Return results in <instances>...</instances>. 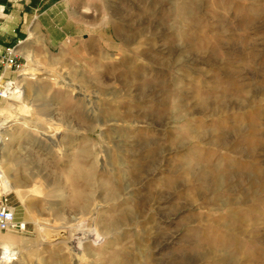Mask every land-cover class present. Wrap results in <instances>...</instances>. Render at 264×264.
Segmentation results:
<instances>
[{"label": "rangeland", "instance_id": "1", "mask_svg": "<svg viewBox=\"0 0 264 264\" xmlns=\"http://www.w3.org/2000/svg\"><path fill=\"white\" fill-rule=\"evenodd\" d=\"M177 2L76 0L69 25L78 34L60 45L32 21L18 46L21 69L0 83L18 84L31 70L26 111L0 98V124L26 115L29 140L15 145L6 137L4 150L31 154L61 187L52 192L44 180L23 188L34 204L28 221L24 203L10 194L27 230L7 236L30 245L16 264H55L56 256L67 264L263 262L248 256L264 250V0H195L192 8L186 3L194 16L181 1L180 27ZM193 21L196 30L183 41L178 28ZM58 138L62 151L39 149ZM82 151L91 155L87 178L124 183L116 206L106 198L112 181L93 193L79 173L70 175ZM0 164L12 177L6 158ZM244 173L254 174L245 180ZM92 194L82 215V196ZM235 210L243 217L234 219ZM36 218L66 238H40ZM209 237L220 242L210 245Z\"/></svg>", "mask_w": 264, "mask_h": 264}, {"label": "bare ground", "instance_id": "2", "mask_svg": "<svg viewBox=\"0 0 264 264\" xmlns=\"http://www.w3.org/2000/svg\"><path fill=\"white\" fill-rule=\"evenodd\" d=\"M177 16H176V21L179 24H185V20L183 18L184 12L180 6V2L182 1V3L184 4V7L189 9L186 6V3H190L191 4V8L193 7V4L195 2V0H177ZM190 8V9H191ZM189 9V10H190ZM190 13L192 14L191 10ZM189 13V15L191 16V14ZM193 15V14H192ZM194 16V15H193ZM191 18V17H190ZM196 26V21H193L190 25V27L187 28H178V36L181 37V39L183 41L186 40V36H187V32L189 31V28H191L193 31L196 30L195 28ZM184 30V33L181 34L180 31ZM194 34V32H193ZM31 62H34L33 59L30 60ZM30 69H25L22 73V77L23 80L20 81V83L18 84H14V83H10L7 87H4L2 84H0V90L3 93L4 97H6L10 102H12L13 104H15L17 107H19L20 109H23L22 111H26L27 110V103L26 100L27 98H25L26 96V89H25V76H27L30 73ZM3 86V87H2ZM15 89V90H14ZM246 91V90H245ZM244 92V88L241 87L240 89L237 90V93H243ZM20 94V95H19ZM114 94V93H112ZM19 95V96H18ZM228 98V97H225ZM177 105L180 104L179 102V98H177L176 100ZM1 112V111H0ZM24 118H20L21 120L15 121L12 125L7 126V124H9V122L5 121L4 123L0 124V145H2L1 150L2 152H0V158H6L7 163L10 165V169L12 172V177L11 176H7L5 172H1V178H2V184L4 185L5 189L7 190V192H14L16 193V195L20 198V200L24 203L25 209H26V213H27V219L26 221H28L31 217H33V212H34V208L33 205L31 203H27L25 201V198L27 197L28 191L24 190L23 188H27L28 185H33V184H40V182L45 180V183L48 185V187L50 188V190L52 192L57 191L61 185L60 182L55 179V178H49L50 176L47 173H43L45 170H47L48 166L42 165V164H37L34 165V157L29 154V153H25V155L22 153V149H17L15 151H12V149L10 148L8 151L4 150V148H6V141H9L8 139H4L6 137H11V142L9 144H22L25 143L29 140V138L25 135V131H24V127L25 125H28V120L26 118V115L23 116ZM111 118V115H108L107 113V109H106V113H105V118ZM26 118V119H25ZM36 127H42L40 124H37ZM49 129L53 130L54 132H58L56 130L55 127H48ZM116 134V139L120 140V133L115 131ZM17 142V143H16ZM63 140H61L60 138L58 139H52L50 140V142L45 145V147L41 146L39 147V149H45V150H52V148H56L59 151H62V147L63 145ZM8 144V145H9ZM83 156L80 157L79 161L76 162L74 164V168L75 171L70 174H77L79 173L80 179L83 180V182L85 183V187L87 190L92 191L93 193H97L99 190L103 192L105 191L107 185H112V182L114 183V187L112 188V192L108 195H106V198L108 199L109 203H113L114 206H116L114 203L115 202H119L121 195L123 196L124 194V183L123 185H121V182L118 184L117 181L113 178V177H108L111 179V181L109 179H103V180H99L95 174H92V176H90L89 178H87L86 176L90 173L91 170V166L89 167V165L86 164V162H88V160L90 159L91 155L87 152H83ZM90 161V160H89ZM30 165H34L33 170H30V174H28L29 171V166ZM0 168H1V164H0ZM2 169V168H1ZM189 171L192 170L191 166H188ZM255 167H252V170H254ZM200 173H202L201 176V180L199 181L201 184L204 185V183L208 182L209 178L207 176V172L205 171H201ZM245 174V180L246 178L250 177L251 175L254 173H244ZM248 176V177H247ZM261 178L262 180L258 183L259 188L264 189V173L261 174ZM73 180H76V178H74ZM72 186H76L74 183L72 184ZM39 192V190H38ZM35 192V190H33V193H38ZM129 195L131 193H128ZM93 194L89 195L88 197H84L82 196V201H85L86 203L83 206V210H81V214L82 215H86L89 214V209H87L91 202L93 201L92 199ZM102 197V194H101ZM261 202V201H258ZM88 211V212H87ZM127 214L121 215V218H117L115 221L117 223H122L125 218H126ZM129 217V216H128ZM242 212L240 211L239 213L236 212V210L233 212V218L238 220L239 218H242ZM52 221H49L47 219H42V218H36L34 219V223L35 226L37 228V232L39 234L40 238H45V241L50 242V239H54V240H58V239H63L66 238V231L60 232V231H55L51 229V226L49 223H51ZM48 225V226H47ZM62 234L63 235L62 237ZM213 240L217 243L220 242V240H216L214 237L213 239H211L209 237V244L210 245H214ZM1 245L4 249L6 248H17L19 251L18 257H20V260L22 258V254H23V250L27 249L26 251H28L30 249V245L28 244V242L26 240H22V239H18L15 237H11V236H3L1 239ZM46 245L52 246L46 243ZM68 248L67 244H63L61 246H59L58 250H61L62 248ZM228 245H224L222 246L225 247ZM213 247V246H212ZM29 259L32 258L31 254H29ZM258 258L261 259L263 262L261 264H264V250L263 249H257L255 251V253L253 255H249L248 258ZM54 259H56L55 264H67L66 260L64 258L61 257H54ZM115 262H117L118 264H127L125 261H123L121 259V257L116 258ZM16 264V263H15Z\"/></svg>", "mask_w": 264, "mask_h": 264}, {"label": "crops", "instance_id": "3", "mask_svg": "<svg viewBox=\"0 0 264 264\" xmlns=\"http://www.w3.org/2000/svg\"><path fill=\"white\" fill-rule=\"evenodd\" d=\"M75 1L0 0V83L11 80L13 74L5 69L4 56L12 48L18 52L22 39L28 38L33 20H39L41 29L46 30L50 44L60 45L68 39L76 38L78 33L69 25L76 7ZM55 24L57 28L53 26ZM17 56L19 61L20 55Z\"/></svg>", "mask_w": 264, "mask_h": 264}, {"label": "built area", "instance_id": "4", "mask_svg": "<svg viewBox=\"0 0 264 264\" xmlns=\"http://www.w3.org/2000/svg\"><path fill=\"white\" fill-rule=\"evenodd\" d=\"M18 52L16 49H9L4 56L3 65L8 72H18L21 65L18 62ZM5 83V82H4ZM0 98H4L0 90ZM0 168V264H15L18 261V254L13 248L4 249L1 245L3 236L14 233L23 234L27 230V223L18 222L16 219V212L10 202V192H7L2 184Z\"/></svg>", "mask_w": 264, "mask_h": 264}]
</instances>
